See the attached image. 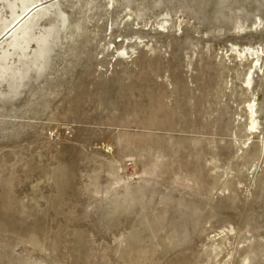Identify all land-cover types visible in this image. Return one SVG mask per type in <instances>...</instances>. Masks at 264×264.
Segmentation results:
<instances>
[{
	"label": "rangeland",
	"instance_id": "374dc122",
	"mask_svg": "<svg viewBox=\"0 0 264 264\" xmlns=\"http://www.w3.org/2000/svg\"><path fill=\"white\" fill-rule=\"evenodd\" d=\"M42 3L46 57L0 75V264H264V0Z\"/></svg>",
	"mask_w": 264,
	"mask_h": 264
},
{
	"label": "bare ground",
	"instance_id": "6f19581e",
	"mask_svg": "<svg viewBox=\"0 0 264 264\" xmlns=\"http://www.w3.org/2000/svg\"><path fill=\"white\" fill-rule=\"evenodd\" d=\"M3 1L5 0H0V6L2 5ZM110 1H114V0H110ZM42 2L43 0H14V2L8 1V7L11 10V18L8 19L2 13H0V50L2 49L3 50L2 53L4 54L3 58L2 57L0 58V75L3 70L8 69L9 62L7 63V61L9 59L10 54L8 51H5L6 47L14 51H23L29 49V47L33 44V42H35L36 44H38V48H39L38 60H40V58L44 59V57H46L45 56L47 55L46 53L48 52L49 48H51L50 44H51V38L53 36L51 32L54 31H51L49 33L42 32L40 36H37L34 35L35 32L33 33V30H36L35 28L38 27L40 21H42L44 18H46L48 14L52 12L55 5H51L50 7H43ZM18 3L21 4L19 12H17V8L19 7ZM59 15H62L63 21L65 22L66 17L64 16V13L61 12V14H58V16ZM235 51L240 58L246 57L247 55H251L252 57L255 58L256 65L251 67L248 77L244 82L245 88L248 91L253 90L254 89L253 69L262 67L260 65V61H261L260 50H256L255 48L252 47H246L242 50L237 48ZM246 108H247L246 110L249 120V131L256 132L259 126V121L257 117L258 115L257 103L255 101H250L246 105Z\"/></svg>",
	"mask_w": 264,
	"mask_h": 264
}]
</instances>
